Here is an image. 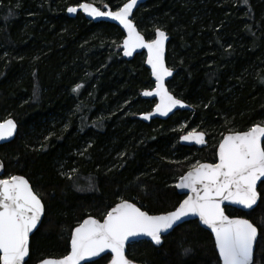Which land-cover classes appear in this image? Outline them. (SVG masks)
Here are the masks:
<instances>
[{"label": "trees", "instance_id": "obj_1", "mask_svg": "<svg viewBox=\"0 0 264 264\" xmlns=\"http://www.w3.org/2000/svg\"><path fill=\"white\" fill-rule=\"evenodd\" d=\"M82 1L91 0H0V120L17 125L14 139L0 145L2 177H26L45 206L26 264L66 255L72 229L86 216L101 220L120 200L149 214L173 210L182 199L177 179L197 161L215 162L225 133L264 124V0H148L134 11L146 39L157 28L169 35L165 62L175 72L166 85L190 106L148 123L137 118L154 105L140 97L153 87L143 53L124 60L116 25L66 14ZM93 1L115 10L127 0ZM193 129L206 134L204 148L179 144ZM257 191L253 210H224L257 227L253 264H264V183ZM126 256L140 264H220L196 220L159 247L129 244Z\"/></svg>", "mask_w": 264, "mask_h": 264}, {"label": "snow or ice", "instance_id": "obj_2", "mask_svg": "<svg viewBox=\"0 0 264 264\" xmlns=\"http://www.w3.org/2000/svg\"><path fill=\"white\" fill-rule=\"evenodd\" d=\"M138 3L139 0H127L115 11H101L91 3H81L79 10L93 19L106 17L124 29L127 35L120 45L124 56H132L137 49L147 50L146 63L151 68L155 88L141 95L159 98L152 112L141 117L149 120L155 115L168 116L173 109L187 105L165 86L166 78L173 74L165 64L166 33L157 28L155 38L146 40L130 19ZM67 11L75 14L78 9L69 7ZM81 87L83 85H77L73 91L78 92ZM16 128L12 119L0 122V141L11 138ZM205 135L193 129L180 139L203 145ZM258 181L264 183V124L223 135L217 147L216 162L197 161L179 178L175 187L186 190L187 194L174 211L150 215L134 203L121 200L106 213L102 222L89 216L72 230L71 250L67 255L45 258L40 264H95L93 258L106 253L111 254L109 264H133L125 252L130 238L149 237L154 244L160 245L163 233L190 216L199 217L211 230L220 264H253L257 227L248 219L230 218L222 205L227 202L253 209L259 198ZM44 210L40 196L25 177L0 178V264H26V257L30 255V234L37 228ZM191 251L184 249L185 255Z\"/></svg>", "mask_w": 264, "mask_h": 264}, {"label": "water", "instance_id": "obj_3", "mask_svg": "<svg viewBox=\"0 0 264 264\" xmlns=\"http://www.w3.org/2000/svg\"><path fill=\"white\" fill-rule=\"evenodd\" d=\"M146 1H148V0H139V3H138V5H137V7L136 8H134V10H133V13H134V11L139 7V6H141V5H143V4H145L146 3ZM127 1H125L124 3H126ZM81 3H91V4H93L95 7H97V8H99L101 11H115V10H118V9H115V10H111L108 6L107 7H103V8H100L99 6H97V5H95L93 2H91V1H82V2H80V3H78L77 5H70V6H68L67 8H66V14L69 16V17H73V16H75V14L77 13V12H80L87 20H89V21H92V22H99V21H104V22H108V23H111V24H114V25H116L120 30H121V32L123 33V38H122V40H121V43H120V45L122 44V42H123V40L126 38V32L124 31V29L117 23V22H115V21H112V20H110V19H108V18H106V17H99V18H95V19H93L92 17H90V16H88V15H86L83 11H80L79 10V4H81ZM123 3V4H124ZM122 4V5H123ZM121 5V6H122ZM120 6V7H121ZM69 7H77V9H78V11L75 13V14H71V13H69L68 11H67V9L69 8ZM130 19L133 21V15L130 17ZM133 23H134V21H133ZM135 24V23H134ZM137 27V26H136ZM160 29V28H159ZM137 30L139 31V29L137 28ZM156 30V29H155ZM155 30H154V33H153V37L151 38V39H154L155 38ZM162 30V29H161ZM162 31H164V30H162ZM140 32V31H139ZM165 33H166V31H164ZM141 33V32H140ZM142 34V33H141ZM143 35V34H142ZM166 35H167V37H168V39L165 41V51H164V57H165V55H166V50H167V43H168V40H169V35L166 33ZM146 39V38H145ZM151 39H146V40H151ZM120 49H121V56H122V58L124 59V60H126V61H129V60H131L136 54H140V53H143V55H144V66L149 70V74H150V78H151V80H152V82H153V87L151 88V89H154L155 88V80H154V78H153V76H152V74H151V68L148 66V64L146 63V60H147V50L146 49H137L134 53H133V55L132 56H124L123 55V48L122 47H120ZM165 64H166V62H165ZM166 67H168L167 65H166ZM168 68H170V67H168ZM171 70H172V72H173V74H174V70L172 69V68H170ZM173 74H172V76H173ZM172 76H170V77H167L166 78V80H165V86L167 87V85H166V83H167V81L168 80H170L171 79V77ZM168 88V87H167ZM151 89H147V90H151ZM143 91H145V90H143ZM143 91H141V93L143 92ZM141 93H140V97L142 98V99H151V100H154V105H153V107H152V109L150 110V111H148V112H144V113H140L139 115H137V118L139 119V120H141V121H143V122H145V123H148V122H150L151 120H154V119H160V120H165V119H167L168 117H170L171 115H173L176 111H182V110H188V109H190V106L189 105H187L185 102V104L187 105V107H185V108H175V109H173V111L172 112H170L169 114H168V116H159V115H155V116H152L149 120H144V119H142L141 117H142V115H144V114H147V113H149V112H152V110L155 108V105L157 104V103H159V98L158 97H144V96H142L141 95ZM6 119H12L11 117H7V118H4V119H2V120H0V122H3L4 120H6ZM13 120V119H12ZM14 121V120H13ZM15 122V121H14ZM16 123V122H15ZM252 127V126H251ZM248 130V129H247ZM247 130H244V131H247ZM16 132H17V128H16V131H15V133H14V135L11 137V138H9V139H7V140H3V141H0V145H2V144H4V143H8V142H10V141H12L13 139H14V137H15V135H16ZM189 132V131H188ZM188 132H185V133H182L181 135H180V137L182 136V135H185V134H187ZM202 132V131H201ZM239 132H243V131H239ZM227 134H229V132H227V133H225L224 135H227ZM180 137H179V144L180 145H184V146H194V147H196V148H198V149H200V148H204L205 146H206V143L205 144H203V145H198V144H195L194 142H186V141H182L181 139H180ZM223 138V136L221 137V139ZM221 139H220V141H221ZM205 141H206V135H205ZM219 141V142H220ZM219 144V143H218ZM218 144H217V147H218ZM217 147H216V151H217ZM216 151H215V155H216ZM215 162H216V160H215ZM201 163H210V162H201ZM214 163V162H213ZM0 165H2V168H0V178H3L2 177V175H3V170H4V165H3V162H2V160L0 159ZM190 170V168L187 170V171H185L182 175H184V174H186L188 171ZM181 175V176H182ZM20 176H23V175H20ZM180 176V177H181ZM24 177V176H23ZM179 177V178H180ZM26 178V177H25ZM179 178L177 179V181H176V183H175V185L179 182ZM262 182H260V181H258V185H257V188L259 187V185L261 184ZM175 185H174V187H175ZM175 190H176V192H177V194L178 195H181L182 196V199H181V201L180 202H182V200L183 199H185L186 198V190H181V189H177L176 187H175ZM126 201H128V200H126ZM121 202V200L120 201H118L116 204H118V203H120ZM128 202H130V201H128ZM179 202V203H180ZM258 202H259V198H258V201H257V204H258ZM130 203H132V202H130ZM179 203H178V205L173 209V210H171V211H174L178 206H179ZM116 204H114L112 207H114ZM257 204L256 205H254L253 206V209L257 206ZM137 206V205H136ZM111 207V208H112ZM138 207V206H137ZM222 207H232V208H235V209H238V210H240V211H242V212H249V211H251V210H253V209H244V208H242L241 206H239V205H232V204H228L227 202H225V204L224 205H222ZM111 208L108 210V211H110L111 210ZM142 210V209H141ZM107 211V212H108ZM142 211H144V210H142ZM148 213V212H147ZM165 213H167V212H165ZM160 214H164V213H159V214H150V215H160ZM226 214V213H225ZM43 216H44V214L42 215V217H41V221H42V219H43ZM228 216V215H227ZM89 216H86L84 219H86V218H88ZM91 217H93V216H91ZM93 218H95V217H93ZM104 218V217H103ZM103 218L100 220L101 222L103 221ZM230 218H243V217H230ZM83 219V220H84ZM97 219V218H96ZM244 219H246V218H244ZM82 220V221H83ZM99 220V219H98ZM191 220H196L197 221V223L199 224V226L200 227H202L203 229H205V230H207L209 233H210V235H211V237H212V240H213V243H214V246H215V242H214V237H213V235L211 234V230L210 229H208L205 225H203L201 222H200V220H199V217H185L183 220H181V221H178L177 222V224L176 225H174L173 226V228L172 229H170V230H168V232H165V233H163L162 234V237H164V236H166L168 233H170L174 228H176L177 226H179V225H181V224H183V223H185V222H188V221H191ZM41 221L39 222V224H38V226H37V228L39 227V225H40V223H41ZM81 221V222H82ZM80 222V223H81ZM251 222V221H250ZM76 226H78V224L76 225ZM75 226V227H76ZM255 226V225H254ZM74 227V228H75ZM36 228V229H37ZM73 228V229H74ZM36 229H34L33 230V232L30 234V236L34 233V231L36 230ZM72 229V230H73ZM72 232V231H71ZM70 240H71V233H70V237H69V250H68V252H67V254L70 252ZM141 240H146V241H149V242H151L152 243V245L153 246H155V247H159L160 245H156V244H154L152 241H151V239L149 238V237H144V236H138V237H134V238H130L129 239V241L128 242H126V246H125V252H126V249H127V246L129 245V244H131V243H134V242H138V241H141ZM255 245H256V243H255ZM255 245H254V251H255ZM215 250H216V248H215ZM216 252H217V250H216ZM66 254V255H67ZM106 254H109L110 255V259H111V254L110 253H106ZM106 254H102V256H104V255H106ZM217 255H218V252H217ZM65 256V255H64ZM101 256V257H102ZM63 256H61V257H45V258H62ZM45 258H43V259H45ZM100 257H97V258H93L94 260H97V259H99ZM128 258V257H127ZM218 258H219V255H218ZM27 259H28V257H26V261H27ZM43 259H41V260H39V261H37L35 264H40V262L43 260ZM110 259H109V261H108V263L107 264H109V262H110ZM129 259V258H128ZM253 259H254V256H253ZM130 260V259H129ZM130 261H132V260H130ZM133 262V264H140V263H137V262H134V261H132ZM86 263H89V262H82V264H86Z\"/></svg>", "mask_w": 264, "mask_h": 264}, {"label": "rangeland", "instance_id": "obj_4", "mask_svg": "<svg viewBox=\"0 0 264 264\" xmlns=\"http://www.w3.org/2000/svg\"><path fill=\"white\" fill-rule=\"evenodd\" d=\"M91 1L94 2L93 0H91ZM99 6H101V5H99ZM100 8H103V7H100ZM152 37H153V36H152ZM152 37H151V38H152ZM151 38H150V39H151ZM120 50H121V49H120ZM184 133H185V132H184Z\"/></svg>", "mask_w": 264, "mask_h": 264}]
</instances>
